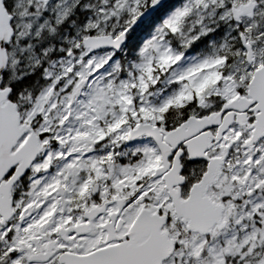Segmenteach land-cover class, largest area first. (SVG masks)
Listing matches in <instances>:
<instances>
[{
	"label": "snow or ice",
	"instance_id": "obj_1",
	"mask_svg": "<svg viewBox=\"0 0 264 264\" xmlns=\"http://www.w3.org/2000/svg\"><path fill=\"white\" fill-rule=\"evenodd\" d=\"M0 264H264V0H0Z\"/></svg>",
	"mask_w": 264,
	"mask_h": 264
}]
</instances>
